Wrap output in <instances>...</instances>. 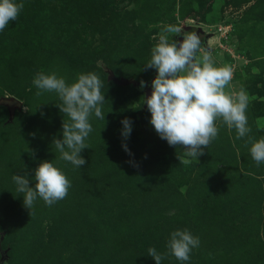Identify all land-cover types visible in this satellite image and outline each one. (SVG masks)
Listing matches in <instances>:
<instances>
[{"label": "rangeland", "instance_id": "obj_1", "mask_svg": "<svg viewBox=\"0 0 264 264\" xmlns=\"http://www.w3.org/2000/svg\"><path fill=\"white\" fill-rule=\"evenodd\" d=\"M16 2L23 9L0 31V264H155L147 250L166 253L177 229L200 245L188 261L168 254L161 264H264V163L249 150V136L264 138V0ZM169 24L206 33L202 49L232 69L226 91L243 89L250 99L251 132L237 139L217 120V137L187 165L177 158L184 149L156 133L142 97L157 74L144 66ZM90 72L103 82L105 120L90 117L86 163L76 168L52 142L69 117L58 95L33 80L55 73L70 85ZM124 118L132 121L126 140ZM44 160L70 188L51 206L38 198L29 215L12 176L28 172L34 186Z\"/></svg>", "mask_w": 264, "mask_h": 264}, {"label": "clouds", "instance_id": "obj_2", "mask_svg": "<svg viewBox=\"0 0 264 264\" xmlns=\"http://www.w3.org/2000/svg\"><path fill=\"white\" fill-rule=\"evenodd\" d=\"M23 7V3L16 0H0V31L17 19ZM169 34L182 35L183 39L179 43L175 39L170 43ZM152 68L157 74L151 81V94L142 96L143 103L147 105L150 123L159 137L169 146L184 149L183 156H177L180 163L190 164L192 159L198 161V157L205 154V149L218 135L217 120L229 129L234 128L237 139L251 132L246 116L250 102L248 94L243 89L226 91L232 81V69L215 65L210 51L202 49L197 33L185 35L179 26H163L157 44L151 49V59L144 66L145 70ZM33 84L39 90L54 91L58 95L61 103L57 107L69 117V122H62V138L54 137L52 142L60 159L81 168L86 163L81 153L88 148L85 141L92 131L90 117L94 114L105 120L101 107L105 100L101 92L103 82L91 72L80 74L70 85L55 73H38ZM146 86L141 80L140 87ZM37 95H40L39 91ZM121 123V136L126 140L132 131V121L124 118ZM257 125L264 127L260 120ZM249 140L251 157L259 166L264 163V138L252 140L249 136ZM122 147L131 155L126 143L122 142ZM29 177L28 172L12 176L16 191L24 194L23 205L29 215L38 198L51 206L68 194L70 181L51 161H41L34 169V176H31L34 186H30ZM199 245V238L188 229H177L170 234L166 253H159L155 247H150L147 253L155 264H161L168 254L185 262Z\"/></svg>", "mask_w": 264, "mask_h": 264}, {"label": "water", "instance_id": "obj_3", "mask_svg": "<svg viewBox=\"0 0 264 264\" xmlns=\"http://www.w3.org/2000/svg\"><path fill=\"white\" fill-rule=\"evenodd\" d=\"M192 33H197L198 35H200V39L202 41V45H204L206 43V38L205 37H207V34L206 33H202L199 30L198 27H191L186 32H184L185 35L192 34ZM182 39H183V36L181 35L177 42L179 43Z\"/></svg>", "mask_w": 264, "mask_h": 264}, {"label": "trees", "instance_id": "obj_4", "mask_svg": "<svg viewBox=\"0 0 264 264\" xmlns=\"http://www.w3.org/2000/svg\"><path fill=\"white\" fill-rule=\"evenodd\" d=\"M130 81H132L133 85H134L136 88H140V89H145V88H146V89H148V84H147V83H146V85H147L146 87H144V88H141V87H140V81H141V80H137V81H136V80H130Z\"/></svg>", "mask_w": 264, "mask_h": 264}]
</instances>
